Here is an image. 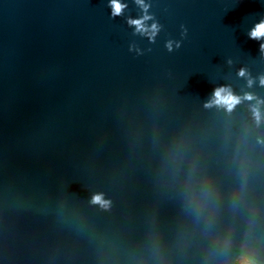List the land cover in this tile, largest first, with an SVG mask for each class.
Returning a JSON list of instances; mask_svg holds the SVG:
<instances>
[{
    "label": "water",
    "instance_id": "water-1",
    "mask_svg": "<svg viewBox=\"0 0 264 264\" xmlns=\"http://www.w3.org/2000/svg\"><path fill=\"white\" fill-rule=\"evenodd\" d=\"M118 2L0 0V264H264V0Z\"/></svg>",
    "mask_w": 264,
    "mask_h": 264
},
{
    "label": "clouds",
    "instance_id": "clouds-1",
    "mask_svg": "<svg viewBox=\"0 0 264 264\" xmlns=\"http://www.w3.org/2000/svg\"><path fill=\"white\" fill-rule=\"evenodd\" d=\"M112 3H113L114 13L119 14L121 12L123 6L118 2V0H112ZM134 23H136L138 26H140V24H141L140 21H134ZM261 37H264V20H262L258 24H256L255 27L250 32V38L259 39ZM261 47H264V45H262ZM241 74H243V71H241ZM261 82L264 83V79H262ZM215 96H216V102L226 105L229 110L236 103L239 102V97L233 96L230 92L225 94V90L222 88L216 90ZM248 98L251 99L250 96ZM255 114L257 116V119H259V113L256 112ZM94 202L101 203L104 206H106V204H107V202L101 200V198L99 196L94 197ZM238 264H251V261H249L247 259H242L240 262H238Z\"/></svg>",
    "mask_w": 264,
    "mask_h": 264
},
{
    "label": "rangeland",
    "instance_id": "rangeland-1",
    "mask_svg": "<svg viewBox=\"0 0 264 264\" xmlns=\"http://www.w3.org/2000/svg\"><path fill=\"white\" fill-rule=\"evenodd\" d=\"M242 259H245V258H239V259L237 260V264H238V262H240Z\"/></svg>",
    "mask_w": 264,
    "mask_h": 264
}]
</instances>
